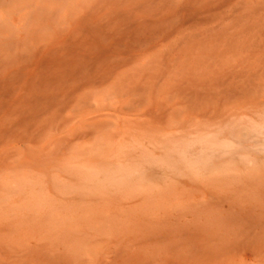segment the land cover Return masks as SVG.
<instances>
[{"label": "rangeland", "instance_id": "rangeland-1", "mask_svg": "<svg viewBox=\"0 0 264 264\" xmlns=\"http://www.w3.org/2000/svg\"><path fill=\"white\" fill-rule=\"evenodd\" d=\"M0 1V264H264V0Z\"/></svg>", "mask_w": 264, "mask_h": 264}, {"label": "bare ground", "instance_id": "bare-ground-1", "mask_svg": "<svg viewBox=\"0 0 264 264\" xmlns=\"http://www.w3.org/2000/svg\"><path fill=\"white\" fill-rule=\"evenodd\" d=\"M35 1V0H34ZM1 2V1H0ZM33 2V1H32ZM42 2V1H41ZM5 3V2H4ZM45 4V3H44ZM31 14V13H30ZM15 24V23H14ZM15 33V32H14ZM1 37V36H0ZM128 63V62H127ZM91 96V95H90ZM103 117V116H102Z\"/></svg>", "mask_w": 264, "mask_h": 264}]
</instances>
